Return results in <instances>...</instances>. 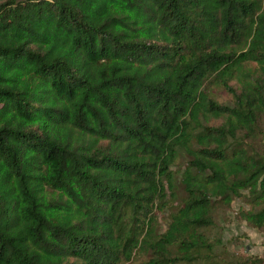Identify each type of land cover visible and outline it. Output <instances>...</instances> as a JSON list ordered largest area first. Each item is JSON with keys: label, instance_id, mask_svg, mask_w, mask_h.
<instances>
[{"label": "trees", "instance_id": "1", "mask_svg": "<svg viewBox=\"0 0 264 264\" xmlns=\"http://www.w3.org/2000/svg\"><path fill=\"white\" fill-rule=\"evenodd\" d=\"M234 197L264 234V0H0V264H216Z\"/></svg>", "mask_w": 264, "mask_h": 264}, {"label": "rangeland", "instance_id": "2", "mask_svg": "<svg viewBox=\"0 0 264 264\" xmlns=\"http://www.w3.org/2000/svg\"><path fill=\"white\" fill-rule=\"evenodd\" d=\"M212 93L217 101L230 104L228 95L222 90L212 89ZM182 162L180 159L177 166L180 167ZM248 208L243 197H234L228 205L215 208L214 223L208 229V237L213 245L212 260L216 264H226V261L234 264L243 257L264 258V234L238 218L237 213ZM160 221L164 228L163 217Z\"/></svg>", "mask_w": 264, "mask_h": 264}]
</instances>
